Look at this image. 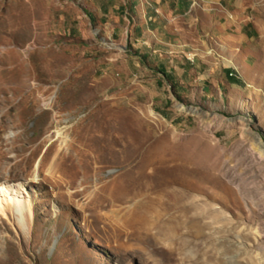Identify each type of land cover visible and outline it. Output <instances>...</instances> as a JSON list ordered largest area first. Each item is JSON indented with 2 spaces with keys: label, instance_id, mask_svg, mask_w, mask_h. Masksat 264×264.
<instances>
[{
  "label": "rangeland",
  "instance_id": "obj_1",
  "mask_svg": "<svg viewBox=\"0 0 264 264\" xmlns=\"http://www.w3.org/2000/svg\"><path fill=\"white\" fill-rule=\"evenodd\" d=\"M151 1L0 0V264H264V0Z\"/></svg>",
  "mask_w": 264,
  "mask_h": 264
},
{
  "label": "crops",
  "instance_id": "obj_2",
  "mask_svg": "<svg viewBox=\"0 0 264 264\" xmlns=\"http://www.w3.org/2000/svg\"><path fill=\"white\" fill-rule=\"evenodd\" d=\"M151 7L147 8L145 5L141 6V4H136L135 2H131L130 4H127L129 6V9L127 7H124L123 4H121L118 8L119 10L125 9L131 10L134 14H137L140 10V8H145L146 10V19L150 23H156V18L159 16V14H162L163 11H173L178 14H187L192 10L193 3L191 0H153L150 2ZM162 17V16H159ZM161 22V19H159ZM167 73V72H166ZM169 75V74H168Z\"/></svg>",
  "mask_w": 264,
  "mask_h": 264
},
{
  "label": "trees",
  "instance_id": "obj_3",
  "mask_svg": "<svg viewBox=\"0 0 264 264\" xmlns=\"http://www.w3.org/2000/svg\"><path fill=\"white\" fill-rule=\"evenodd\" d=\"M225 68H226V72H227L228 76H234L237 73L236 67L230 63L227 64ZM168 78L171 79L170 75H168ZM236 80L240 83L242 82V80L238 77L236 78Z\"/></svg>",
  "mask_w": 264,
  "mask_h": 264
},
{
  "label": "bare ground",
  "instance_id": "obj_4",
  "mask_svg": "<svg viewBox=\"0 0 264 264\" xmlns=\"http://www.w3.org/2000/svg\"><path fill=\"white\" fill-rule=\"evenodd\" d=\"M243 121H245V124L247 123L246 120L243 119ZM260 144H263L262 142H260Z\"/></svg>",
  "mask_w": 264,
  "mask_h": 264
}]
</instances>
